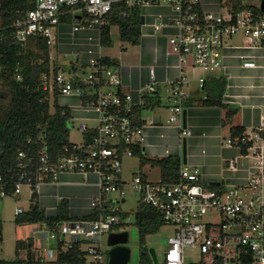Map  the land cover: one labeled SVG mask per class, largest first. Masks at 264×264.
Masks as SVG:
<instances>
[{"label": "built area", "instance_id": "1", "mask_svg": "<svg viewBox=\"0 0 264 264\" xmlns=\"http://www.w3.org/2000/svg\"><path fill=\"white\" fill-rule=\"evenodd\" d=\"M118 1L139 9L151 4L171 5L176 16L168 24L174 28L167 38L170 49L180 63L189 59L192 67L203 72L222 70V50L231 35L241 34L249 44L264 45L262 0H215L216 11L206 8L205 0H31V7L12 24L14 39L24 45L29 37H45L51 63L60 24L70 22L72 32L97 28L100 35V27L108 23L107 14ZM66 15L73 19L65 20ZM163 25L153 26L159 29ZM88 52L91 54L85 60L79 51L73 53L71 69L43 73L41 86L48 91L50 103L54 93L76 94L81 108L95 113L96 125L79 122L81 141L69 142L57 155L41 142L36 152L16 153L13 171L0 169V199L18 197L23 185L30 187L32 193L42 183L55 182L63 172H93L97 176L98 192L90 199L88 217L69 218L52 226L37 222L30 238L43 262L55 261L59 252L77 248L78 264H107L109 246L105 248L104 237L122 231L124 223L130 222L128 215L114 205L119 198L125 201L123 186L127 182L121 176L122 160L137 156L136 147L142 152L144 129L155 123L142 111L155 107L150 98H161L154 67L148 68L146 83L134 95L122 88L118 64H108L100 53ZM254 64L252 60L243 61L244 66ZM15 77L21 78L18 68ZM195 79L198 89H203L205 77L198 75ZM164 91L166 122L176 123L184 140L191 134L182 119L192 90L181 68ZM69 119L73 120L72 116ZM224 144L237 145L250 161L243 185L212 187L203 181L198 166L183 162L177 179L170 183L160 177L152 180L140 169L132 173L129 185L137 192L139 204L154 206L163 222L173 227L162 259L136 264H264V119L236 139L227 136ZM227 167L234 169L235 159H227ZM113 192L118 193L117 198L108 196ZM22 212L19 207L14 210L15 216ZM206 214L211 218L204 220ZM186 250L195 252L196 257L187 260Z\"/></svg>", "mask_w": 264, "mask_h": 264}, {"label": "crops", "instance_id": "2", "mask_svg": "<svg viewBox=\"0 0 264 264\" xmlns=\"http://www.w3.org/2000/svg\"><path fill=\"white\" fill-rule=\"evenodd\" d=\"M205 4L208 9L217 10L215 0H205ZM140 13L143 22L140 25L141 36L137 44L121 41L117 25L110 26V35L113 41L112 33L115 28L119 40L115 38V44L102 46L97 28H82L72 32L70 22L60 24L57 27V40L52 48V52L54 51L57 56L53 53L54 59L51 66L56 65L58 69H64L57 59L60 54H63L61 56L63 58L68 55L66 54L67 47L58 40L67 39L69 45L76 47L72 56L73 53L79 51L87 57L91 54L88 51L91 50L92 54L103 55L105 61L116 62L121 69L122 88L132 91L134 95L136 89L146 83L150 66L154 67L159 91L178 75L181 68L192 90V95L184 107L182 119L183 124L191 130V134L182 140L176 123L166 122L168 113L163 117L159 113L156 114L157 111L149 116L142 111L144 116L152 117L155 123L145 127L144 146L140 152L150 158L176 155L183 163L198 166L202 179L206 183H218L222 186L243 185L247 179L250 161L237 145H225L224 139L230 136L231 125H239L244 132H250L261 119H264V45L249 44L241 34L231 35L226 39L222 50V64L224 65L222 70L203 72L199 68L192 67L189 59L185 63H180L177 54L170 49L167 38L174 28L168 24L176 16L171 5L151 4L141 8ZM155 23H164V25L155 29L153 26ZM245 60H252L255 64L244 66L243 61ZM71 67L69 63L68 68L64 70L71 69ZM198 75H203L205 82L210 77L226 79L223 102L238 108L231 124L222 125L225 113L222 106L202 103L205 91L198 89L195 79ZM58 97L59 95H57L58 104L69 109L73 120H78V123H85L84 120H88L84 118L80 99L76 95H62L59 100ZM154 108V111L162 110ZM82 137L81 133V139ZM183 148H185L184 152ZM135 157L138 158V156ZM229 158L235 159L234 169L227 167ZM147 166L157 168L159 172L158 167L148 163L139 166V169L142 171V168ZM142 172L148 176L147 173ZM96 181L97 176L93 172L60 173L55 182L42 183L37 187L38 206L46 215L53 216L57 212L59 202L65 200L68 204L69 217H85L89 213L90 199L98 192Z\"/></svg>", "mask_w": 264, "mask_h": 264}, {"label": "trees", "instance_id": "3", "mask_svg": "<svg viewBox=\"0 0 264 264\" xmlns=\"http://www.w3.org/2000/svg\"><path fill=\"white\" fill-rule=\"evenodd\" d=\"M31 0H0V169L13 171L16 153L19 150L38 151L41 142L47 150L57 155L69 141V127L67 122L71 116L68 108L57 102V93H54L52 103L49 93L41 86V75L50 69L56 71L58 66H51L48 54L49 46L43 36L29 37L24 45H20L13 35L12 24L29 9ZM236 3V0H232ZM122 12V13H120ZM141 13L137 6H127L118 1L112 5L107 14L108 23L100 27V44L111 46L112 38L110 26L117 25L119 39L130 44H137L140 40ZM65 20L71 21L72 15H66ZM105 61V60H104ZM116 64L114 61H105ZM21 74L20 79L15 77V69ZM226 79L210 77L204 83L206 97L202 103L206 105H220L225 109L222 125L232 123L238 108L223 102V92ZM154 106L161 104V98L154 96L149 99ZM139 109V108H138ZM243 132L239 125L230 126V137L238 138ZM87 137V135H86ZM30 138V142H27ZM139 159V166L150 164L159 168L160 178L164 182H174L182 160L176 155L162 158H150L135 148ZM217 187L218 183H210ZM88 217V216H85ZM68 204L61 200L57 212L48 216L39 208L37 191L34 189L29 197L28 209L15 216L19 225L43 222L52 226L56 222L69 219ZM133 223L138 229L139 257L141 262H150L148 248L145 246V237L154 233L165 224L158 209L152 205L139 204L133 216ZM2 224L0 222V242ZM79 250L69 249L58 253L55 261H45L37 254L33 240H17L15 242V256L11 259L0 258V264H72L79 263Z\"/></svg>", "mask_w": 264, "mask_h": 264}, {"label": "rangeland", "instance_id": "4", "mask_svg": "<svg viewBox=\"0 0 264 264\" xmlns=\"http://www.w3.org/2000/svg\"><path fill=\"white\" fill-rule=\"evenodd\" d=\"M117 30L114 28L112 37L113 41L112 44H115V38L117 37ZM119 40V39H118ZM59 43H63L67 47L66 57H61L63 54H60L58 62L63 66L64 69L68 68V65L70 63V60H72L73 56L71 55L73 51L76 50V47L71 46L68 44V40L61 39L58 40ZM57 41V42H58ZM54 48V47H52ZM54 53V51L52 52ZM54 56L55 55L54 53ZM86 57H82V60H85ZM160 96L162 98V106L161 107H155L162 109L161 111L153 109H145L143 112L147 115L154 114H161L163 117H165V114L167 113L166 108L164 107L167 99H166V92L163 88L160 89ZM76 95V94H71ZM62 96V94H61ZM59 95L58 100L61 97ZM77 96V95H76ZM78 97V96H77ZM79 98V97H78ZM154 108V109H155ZM82 111H84V118H88V120H84L85 123L88 126H94L96 125L97 121L94 119L95 113L93 111H86L82 108ZM74 122V123H73ZM77 123L78 120H72L69 119L67 122V126L69 127V140L71 141H77L79 142L81 140V132L77 129ZM138 158L135 156H126L122 160V180L126 181L127 183L123 186L124 190V197L125 201H120V198L118 201H115L114 205L115 207H119L122 212H125L128 215V218H130V222L124 223L123 229L128 233V239L126 242V245L129 248V259L127 261V264H136L140 262L139 257V238H138V229L137 226L133 223V216L135 211L138 208L139 200H138V194L135 190L132 189V187L129 185V182L131 180V175L134 171H137L139 169L138 164ZM142 171L147 173L148 177L152 180H156L159 178V172L157 168H149L143 167ZM20 195L18 197L15 196H5L2 199H0V222L2 224V231H1V237L2 240L0 242V258L5 259H11L15 256V242L17 240H28L29 237H31L33 232L37 229L38 223H27L19 225L15 222V214L14 210L16 208H21L23 211L28 209L29 206V197L31 194V189L27 185L21 186L20 189ZM108 196H111L113 198L118 197V193L113 192L108 194ZM211 216L209 214H206L203 216L204 220L210 219ZM173 227L169 224H163L160 229L154 233L148 234L145 237V246L149 248H153L154 252L156 254V258L158 260L162 259L163 253L167 246V239L172 234ZM53 242V241H52ZM50 242V246H54V242ZM104 246L107 248V238L104 237ZM187 260L194 259L195 252H192L191 250H186ZM43 258V257H42ZM36 264V263H32Z\"/></svg>", "mask_w": 264, "mask_h": 264}, {"label": "water", "instance_id": "5", "mask_svg": "<svg viewBox=\"0 0 264 264\" xmlns=\"http://www.w3.org/2000/svg\"><path fill=\"white\" fill-rule=\"evenodd\" d=\"M261 9L264 11V0L261 2ZM79 18L80 16H76ZM143 22V17H141ZM183 148V152H184ZM128 239V233L126 231L111 232L107 236V245L109 249L107 251L108 260L107 264H127L129 259V248L126 245ZM149 255L152 261H156V254L153 248L148 249Z\"/></svg>", "mask_w": 264, "mask_h": 264}, {"label": "flooded vegetation", "instance_id": "6", "mask_svg": "<svg viewBox=\"0 0 264 264\" xmlns=\"http://www.w3.org/2000/svg\"><path fill=\"white\" fill-rule=\"evenodd\" d=\"M108 249H109V247H108ZM108 249H107V251H108Z\"/></svg>", "mask_w": 264, "mask_h": 264}]
</instances>
